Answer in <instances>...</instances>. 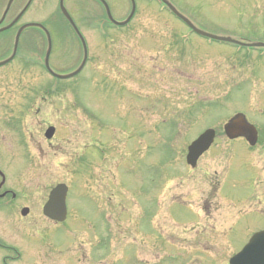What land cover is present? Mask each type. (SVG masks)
<instances>
[{"label":"rangeland","instance_id":"1","mask_svg":"<svg viewBox=\"0 0 264 264\" xmlns=\"http://www.w3.org/2000/svg\"><path fill=\"white\" fill-rule=\"evenodd\" d=\"M6 1H1V9ZM107 1L113 4L110 5L114 18L126 17L129 8L126 0ZM138 1L131 29L122 31L120 35L108 33L106 39L100 40L101 53L94 32L84 29L85 35L91 38L89 53L93 60L87 66L88 70L78 75V81L62 85V91H65L62 97L61 93L47 96L40 93L46 98L45 102H41V97L35 91L42 90L49 80L37 67H24L21 61L16 60L6 69L3 67L0 70V113L5 110L9 114L11 112L6 126L2 124L0 114V168H7L10 172L3 189H10L17 199L10 206L0 201V238L22 255L19 261L9 264H62L63 261H56L59 255V260L67 261L65 264H228L247 237L264 228V198L260 196V193L264 194V189L260 191L264 187L260 182L264 180V142L258 146L259 152L254 155L247 151L242 140L227 141V144L223 143L219 148H211L205 153L194 169L184 165L183 157L189 142L208 128L219 133V143L223 142L226 138L221 134L224 125L222 121L231 116L232 112H242L248 121L264 127V54L247 51L249 54L245 55L237 47L218 43L208 45L202 39L192 37L194 49L186 51L188 57L184 56L180 61L176 52L170 50L164 67L158 68L160 73L151 68L144 70L143 66L146 63L152 65L153 59L148 58V44L144 40L141 43L143 36L148 38L151 32L186 33V29L177 24L172 25L168 15L164 11L159 12L152 0ZM170 1L182 13L187 12L191 19L195 18V22H199L196 24L202 27L247 35L264 42V0ZM55 3L57 0H36V5L26 14L24 21H42ZM21 4L20 1L16 3L13 13ZM66 5L72 12L81 8L78 14L90 15L91 21L101 16V9L88 0H68ZM59 18L55 14L54 23ZM57 24L66 32L60 22ZM25 39L28 40L27 36ZM10 40L11 35L0 39V56L4 54L2 46H9ZM69 40L71 37L67 32H53L51 62L57 71H64L65 66L70 65L68 56L77 52ZM64 44L68 47V53ZM41 47L40 43V48L35 51L40 52ZM149 53L154 55L151 51ZM132 54L134 60L131 57L126 59ZM74 59L77 61L78 58ZM175 66H179L182 77H178L179 73L177 76L172 74L175 73ZM171 67V72H162ZM99 69L102 73L119 77L127 88L138 90L147 84V78L158 79L166 75L164 81L157 80V83L167 96L172 95L170 101L173 107L170 109L168 104L167 108L160 107L156 113H153L156 110L152 111L146 123L141 119L143 115L137 114L140 116L138 127L144 124L147 129L142 133L130 125V132L123 117L125 111L131 112L128 110L131 107L125 105L131 99L128 92L122 90L119 95L112 94L113 98L104 110L95 109H98L94 106L97 105L96 100L89 107L94 92L100 90L102 93L103 90V84L93 81V78L96 79L95 70ZM249 76H252L250 80ZM235 83L242 85L235 89L232 87ZM174 86L175 89L182 87V93L177 97L179 100H175L178 94L169 90ZM229 90L230 93L225 96ZM20 93L24 101L18 95ZM223 95L225 98L222 105L198 112H192L196 105L190 107L193 103H187L186 100L195 102L198 98L210 104L214 97ZM73 100L82 107H88L93 120L99 121V126L94 123V128L100 131L99 136L91 131L89 120L85 119L83 112L79 114L80 119L75 118L71 107ZM35 111L40 113L35 116ZM174 112H177V118L169 119L170 126L163 125L162 122L170 114L176 115ZM133 120L136 123L137 118H131V124H134ZM179 120L182 125L180 129ZM48 125L56 126L61 135L60 139L49 146L56 153L45 146L43 139ZM24 126L28 131V134L24 132V137L28 140L31 133L38 142V150L35 149V152L30 147L28 161H23L21 157L28 148L24 149L25 144L16 145ZM91 134L94 137L84 145ZM72 136L77 139L71 143V150L66 152L67 144L61 137ZM113 140L121 144L120 155L114 153L113 144L116 142L113 143ZM35 153H39L41 159V165L37 168ZM128 153L133 155L129 159L135 160L126 163L125 154ZM79 156L81 164L78 172L84 178L95 174V165L108 162L110 157L112 163L118 162L120 157L121 162L125 161L118 169L107 166L113 173L117 169L116 179L113 178V183L109 184V193L114 196V203H107L110 196L101 200L85 191L80 192L77 187L70 189L67 199L69 213L84 217L86 222L78 219L70 223L69 218L49 234L47 239L50 242L47 244L51 243L50 248L41 246L38 242L42 240L37 230L47 224L41 216V206L49 188L56 183L72 179L71 183L79 184L71 169ZM63 163L66 164L65 168ZM103 175V168L99 169L100 177L96 180V186L106 194L108 188L102 180ZM257 190L260 193H256ZM23 207L30 209V218L20 217L19 212ZM102 213L106 214L105 218L101 216ZM241 213L246 214L245 218L234 219V216ZM117 217L118 222H115ZM108 218L116 225L112 232L115 249L111 254L102 247V260L91 261L88 258L91 247L89 245L87 250L84 242L94 231L97 238L105 242ZM27 233L35 240H27ZM3 252L0 249V258ZM148 254L150 257L156 256L153 262H149ZM98 255L93 254L94 258ZM0 264H3L1 259Z\"/></svg>","mask_w":264,"mask_h":264},{"label":"water","instance_id":"2","mask_svg":"<svg viewBox=\"0 0 264 264\" xmlns=\"http://www.w3.org/2000/svg\"><path fill=\"white\" fill-rule=\"evenodd\" d=\"M165 1V0H163ZM166 2V1H165ZM170 7V5H168ZM171 10L172 7H170ZM197 31V30H196ZM200 35L208 36L200 31H197ZM210 37V36H209ZM213 38V37H212ZM219 40H226L218 38ZM233 42V41H232ZM262 46L261 44H254V46ZM226 134L229 138H235L244 134H249L248 140L251 144H254V132L251 127H248L241 117L236 118L225 128ZM249 131V132H248ZM214 133L209 130L200 136L190 147L189 154L187 156V162L191 166L195 165L197 158L208 149L213 140ZM66 191L60 187L54 189L51 193V198L47 204L45 211L48 216L53 219L62 221L65 216V193ZM58 206V207H57ZM230 264H264V231L253 235L249 243L244 249L237 254Z\"/></svg>","mask_w":264,"mask_h":264},{"label":"flooded vegetation","instance_id":"3","mask_svg":"<svg viewBox=\"0 0 264 264\" xmlns=\"http://www.w3.org/2000/svg\"><path fill=\"white\" fill-rule=\"evenodd\" d=\"M159 39H161L162 40V38H158L157 40H159ZM154 43V46H157L160 42L159 41H156V43L155 42H153ZM178 43H180L181 45H182V41H181V38L178 36V34H175V36H172V37H170V41H168V43H167V46H169L170 48H167L166 49V51H164V53H163V55H162V59H160V63H162V62H165L166 60H167V55L169 54V52L168 51H170V50H173V51H175L176 52V56H177V58H179L180 59V61L181 60H183L184 59V56H183V50L182 49H180L179 48V46H178ZM184 45H186V47L187 48H189V44L188 43H184ZM157 49V48H156ZM156 51H159V50H156ZM185 56H187V55H185ZM171 59V57L169 58V60ZM174 61L175 62H177L176 61V59H174ZM177 63H175V65H176ZM176 67V66H175ZM178 68H179V66L178 67H176V69H175V73H172L174 76H177L176 74H180L181 73V71L180 70H178ZM173 70V69H172ZM157 71V70H156ZM157 73V72H156ZM154 75H156V74H154ZM181 77V76H180ZM158 79H160V78H158ZM158 79H152V80H148V83H147V85H148V90L151 92L152 91V87H154V86H156L157 85V80ZM161 79H162V81H164L165 79H166V75L165 76H163V77H161ZM158 86V85H157ZM160 86V85H159ZM261 131V130H260ZM261 136L259 135V133H258V138H260Z\"/></svg>","mask_w":264,"mask_h":264}]
</instances>
